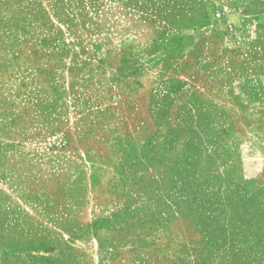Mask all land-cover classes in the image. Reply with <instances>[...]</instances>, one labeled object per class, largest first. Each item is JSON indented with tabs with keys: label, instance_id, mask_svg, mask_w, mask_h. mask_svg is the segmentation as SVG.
<instances>
[{
	"label": "rangeland",
	"instance_id": "374dc122",
	"mask_svg": "<svg viewBox=\"0 0 264 264\" xmlns=\"http://www.w3.org/2000/svg\"><path fill=\"white\" fill-rule=\"evenodd\" d=\"M0 264H264V0H0Z\"/></svg>",
	"mask_w": 264,
	"mask_h": 264
}]
</instances>
